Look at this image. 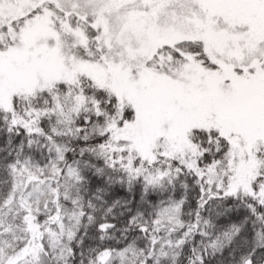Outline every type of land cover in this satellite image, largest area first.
I'll list each match as a JSON object with an SVG mask.
<instances>
[{
  "label": "snow or ice",
  "instance_id": "snow-or-ice-1",
  "mask_svg": "<svg viewBox=\"0 0 264 264\" xmlns=\"http://www.w3.org/2000/svg\"><path fill=\"white\" fill-rule=\"evenodd\" d=\"M0 264H264V0H0Z\"/></svg>",
  "mask_w": 264,
  "mask_h": 264
}]
</instances>
